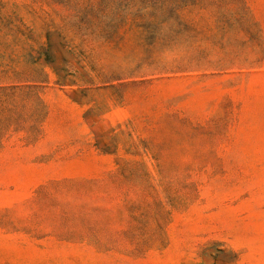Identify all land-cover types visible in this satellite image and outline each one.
<instances>
[{
  "label": "rangeland",
  "instance_id": "obj_1",
  "mask_svg": "<svg viewBox=\"0 0 264 264\" xmlns=\"http://www.w3.org/2000/svg\"><path fill=\"white\" fill-rule=\"evenodd\" d=\"M0 264H264V0H0Z\"/></svg>",
  "mask_w": 264,
  "mask_h": 264
}]
</instances>
